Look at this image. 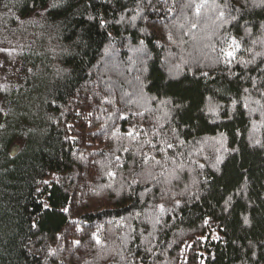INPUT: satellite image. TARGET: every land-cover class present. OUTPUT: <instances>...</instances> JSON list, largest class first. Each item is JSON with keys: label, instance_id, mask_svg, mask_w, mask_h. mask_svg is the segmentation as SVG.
Masks as SVG:
<instances>
[{"label": "trees", "instance_id": "trees-1", "mask_svg": "<svg viewBox=\"0 0 264 264\" xmlns=\"http://www.w3.org/2000/svg\"><path fill=\"white\" fill-rule=\"evenodd\" d=\"M199 2L0 0V264H264V5Z\"/></svg>", "mask_w": 264, "mask_h": 264}, {"label": "snow or ice", "instance_id": "snow-or-ice-1", "mask_svg": "<svg viewBox=\"0 0 264 264\" xmlns=\"http://www.w3.org/2000/svg\"><path fill=\"white\" fill-rule=\"evenodd\" d=\"M206 2V0H200L199 3H196L195 4V9H196V12L199 13L200 10H201V6ZM260 4L261 5H264V0H260ZM55 6V5H53ZM259 6V5H258ZM171 11V9L169 10ZM225 15V12L221 9L219 11V16L220 17H223ZM103 23L104 21H101V24L103 26ZM193 28L196 27L195 24L192 25ZM240 48V44L239 42L233 37L231 38V42L228 44V47L227 49H221V52L223 53L224 57L225 58H234L235 57V54L237 52V50ZM0 51H7L6 49H0ZM228 63L231 62V60H227ZM7 89V85H0V90H6ZM248 90L245 89V92H247ZM261 95H264V93H262ZM257 103H259V101H257ZM245 107H247V104H245ZM210 111H215V109H210ZM3 125H0V128H2ZM129 136L133 137L135 139L136 136L140 135V133H134L133 131H129L127 133ZM148 143H151V141H148ZM153 147L155 148L156 145H153ZM167 148L171 149L173 147L172 144H167L166 145ZM161 151H163V149H161ZM146 162L148 161L149 159V156L148 154H143V157H142ZM117 160H119V157H116ZM220 161V158L217 159V163H219ZM159 163V162H157ZM200 167H203V165H200ZM109 175H113V173H109ZM158 209H159V213L160 215H163L164 212L166 211L165 207L163 204L159 205L158 206ZM65 211H67V209H65ZM156 223H159V219L156 220ZM245 223H247V219H245ZM35 226V225H33ZM95 235V234H94ZM97 242H99V238L97 237ZM78 243V242H77ZM51 254V253H50Z\"/></svg>", "mask_w": 264, "mask_h": 264}]
</instances>
